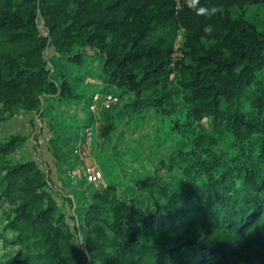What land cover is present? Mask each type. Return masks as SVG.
Instances as JSON below:
<instances>
[{
    "label": "trees",
    "instance_id": "obj_1",
    "mask_svg": "<svg viewBox=\"0 0 264 264\" xmlns=\"http://www.w3.org/2000/svg\"><path fill=\"white\" fill-rule=\"evenodd\" d=\"M95 93L116 103L81 123L45 109ZM18 111L47 118L66 186L87 127L110 140L152 114L166 153L129 183L102 155L104 185L79 180L69 213L36 160H13L27 138L0 141L16 248L0 264H264V0H0V119Z\"/></svg>",
    "mask_w": 264,
    "mask_h": 264
},
{
    "label": "rangeland",
    "instance_id": "obj_2",
    "mask_svg": "<svg viewBox=\"0 0 264 264\" xmlns=\"http://www.w3.org/2000/svg\"><path fill=\"white\" fill-rule=\"evenodd\" d=\"M263 11L262 8L256 7L255 9H250L247 13V17L253 21H260L262 19ZM183 42V36L180 34L176 40V48H179ZM94 68H97V62L91 63ZM93 81V80H92ZM96 93L92 96L89 105L85 106L84 102H79L76 105L66 106L64 103L52 101L50 104H45V109L51 108V115H57L64 120L74 119L76 123H81L86 116V111H90L94 116H96V111L102 106H109L111 103L108 97H101L95 99ZM115 104V102H114ZM47 118L37 117L35 114L33 116H27L26 113L18 111L13 115L6 114L5 117L0 119V141L7 140L11 136L26 137L27 141L25 144L16 149L12 155L15 162H25L27 160H36L38 164L48 173V177L52 182L53 191H61L56 194L58 203H63V193L68 195L73 200L72 188L66 186L61 182V179H66V177L59 178L56 169V161L54 158V146L52 143V133L47 125ZM203 125L206 127V120H203ZM95 124L94 127H96ZM91 129L92 127H87ZM115 133L111 134V139H108L107 131L103 130H91L92 137L90 146L86 147L85 153L87 156L86 163L95 162L96 166L99 168V159L102 155L105 157L112 156L117 159L121 176L125 183H129L133 176L137 173H147L153 170L155 166L156 159L158 157H163L165 150L159 149L156 155L150 151L152 145L150 139L157 134L158 124L156 119L152 114H148L146 120L138 126H118ZM93 129V128H92ZM87 133H90L88 130ZM141 146L146 148L142 151ZM74 150V148H73ZM138 155V156H137ZM101 167L99 171L102 175ZM106 170V169H105ZM103 171V170H102ZM92 185V184H91ZM104 185L103 177L101 183L94 185L96 188ZM67 207L69 213L72 212V208L64 204ZM9 213V207L6 204H1L0 206V232L4 225L5 217ZM7 235V232H6ZM78 241L80 239L79 234ZM16 251L15 247L8 244L4 245L0 243V260H9L10 256Z\"/></svg>",
    "mask_w": 264,
    "mask_h": 264
},
{
    "label": "built area",
    "instance_id": "obj_3",
    "mask_svg": "<svg viewBox=\"0 0 264 264\" xmlns=\"http://www.w3.org/2000/svg\"><path fill=\"white\" fill-rule=\"evenodd\" d=\"M173 1L177 5V7H179V5L183 2L189 8H193L198 2V0H173ZM177 55L178 54H175V56ZM100 96H101L100 94L96 93L94 98L98 99L100 98ZM106 97H108L111 102L116 103L115 98H111L110 96H106ZM103 107H108V106L104 105L101 108H99L95 113L96 117L98 116V113ZM88 130L90 131V133H87ZM91 130L92 128L91 129L86 128L84 130L83 136L80 137L74 145V154H76L79 157V159L83 162V165L78 166L73 170L67 171L66 175L70 179V187H76L78 181L81 179L85 180L88 184H92V185L101 183L102 175L99 171V168L96 166V163L92 161L86 163L87 156L85 153V149L86 147L90 146L91 137H92Z\"/></svg>",
    "mask_w": 264,
    "mask_h": 264
},
{
    "label": "crops",
    "instance_id": "obj_4",
    "mask_svg": "<svg viewBox=\"0 0 264 264\" xmlns=\"http://www.w3.org/2000/svg\"><path fill=\"white\" fill-rule=\"evenodd\" d=\"M31 115L33 116V114H27V116H31Z\"/></svg>",
    "mask_w": 264,
    "mask_h": 264
}]
</instances>
